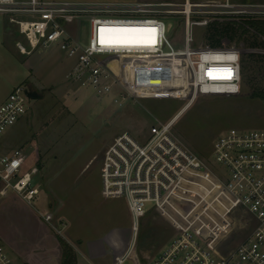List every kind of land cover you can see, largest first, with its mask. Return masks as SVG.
I'll return each instance as SVG.
<instances>
[{
  "label": "built area",
  "instance_id": "obj_1",
  "mask_svg": "<svg viewBox=\"0 0 264 264\" xmlns=\"http://www.w3.org/2000/svg\"><path fill=\"white\" fill-rule=\"evenodd\" d=\"M0 14L9 15V21L17 26L23 39L17 42V48L22 54L57 47L72 64L67 73L71 84L93 88L98 98L122 85L128 93L127 98L121 92L126 104L135 97L120 78L125 68L116 70L110 63L113 57L185 60L192 76L193 98L200 92H239V63L230 58L229 50L196 51L191 20L196 16L207 25L208 20L220 18L264 19V4L232 0H186L182 5L0 0ZM163 14L185 17L183 48L170 41V27ZM79 21L89 27L87 43L71 33V27ZM102 26L155 27L157 42L153 46H101L98 29ZM221 69H231L232 78L213 79L208 75L213 70V76L221 77ZM27 90L15 88L0 106V146L5 132L28 112ZM175 120L152 125L145 141L129 132L117 135L104 152L101 194L106 199L126 200L132 218V245L115 264H124L143 219L150 213L166 220L177 235L148 264H264V129L232 128L219 135L212 153L222 166L219 168L180 140L173 131ZM25 163L22 149L0 155L1 197L15 193L28 204L38 198L40 188L34 177L39 169L23 173ZM148 203L154 208L147 209ZM44 219L50 222L52 215L46 214ZM0 264H17L2 241Z\"/></svg>",
  "mask_w": 264,
  "mask_h": 264
},
{
  "label": "rangeland",
  "instance_id": "obj_2",
  "mask_svg": "<svg viewBox=\"0 0 264 264\" xmlns=\"http://www.w3.org/2000/svg\"><path fill=\"white\" fill-rule=\"evenodd\" d=\"M45 1L148 2L171 5H182L186 2ZM211 1L225 0H190L192 3ZM232 1L264 4V0ZM163 17L167 27H170V41L178 48H183L186 36L185 17L180 14H163ZM9 19V15L0 14V106L19 86L39 92L43 88L46 89L43 98L28 100L26 115L10 127L1 139L0 155L13 149H22L26 154L23 173L35 167L39 169L36 186H39L40 194L31 204L24 202L15 193L0 196V241L17 264H60L61 240L73 247L78 262L83 260L80 264L87 261L89 264H97L98 261H101V264H114L116 256H123L127 246L132 245V226H125V221L131 217L126 200H105L98 192L104 152L117 135L129 132L139 141H145L152 125L169 122L190 101V96H186L189 95L186 91L190 89L189 78L182 74L176 75L174 81L171 74L157 76V82L152 78L149 85L145 86L148 87V95L145 97L136 94L135 98L126 104L121 92L127 98L128 93L126 89H122V85L115 86L109 95L98 98L93 88L73 85L66 79L71 62L57 47H42L30 55L22 54L17 48V42L23 39L17 31V26ZM191 21L194 49L207 53L208 48L204 42L206 22L196 16L192 17ZM71 33L75 38L80 36L84 43L88 42L89 27L85 21H79L72 26ZM257 39L259 43H264V37ZM229 51L230 58L237 61L241 67L242 83L239 92H200L179 114L173 126L174 133L182 142L219 168L222 166L216 163L212 155L214 142L219 135L232 128L264 129V100L252 97L253 90H264V58L258 56L259 61H247L246 67L247 58H244L243 63L245 54L264 55V45L262 48L251 49L246 40L237 39L230 44ZM210 58L213 59V56ZM132 60L127 63L126 59L113 57L110 58V63L116 70L118 67L125 68L120 75L124 80L123 77H127L126 68L129 66L132 70L136 62L135 59ZM140 81L141 78L134 75L132 84L127 83L126 79L124 83L133 90L134 85ZM176 91H181L183 96ZM1 187L0 182V189ZM63 195L68 198L66 200L70 207L78 205L82 209L83 213L79 216H82L83 221L77 224L80 229L85 230L89 239H92L94 234V231H91L94 220L100 224L96 230H101V233L113 227H125L119 232V238L112 237L111 242L103 239V251L97 260L89 253L92 249L85 246L86 240L80 245V242L70 237L65 230L62 231L64 220L60 210L64 204ZM153 208V203L147 204V209ZM46 214L52 215L50 222L44 219ZM176 235L166 220L155 213L148 214L141 223L136 244L131 248L124 264H148L152 256L162 250ZM95 247L93 245V250L99 248L97 245ZM83 257L84 259H80Z\"/></svg>",
  "mask_w": 264,
  "mask_h": 264
},
{
  "label": "crops",
  "instance_id": "obj_3",
  "mask_svg": "<svg viewBox=\"0 0 264 264\" xmlns=\"http://www.w3.org/2000/svg\"><path fill=\"white\" fill-rule=\"evenodd\" d=\"M132 59H135V61H136L135 64L133 65V69L131 70L129 68V66H128V68H126L127 77L126 78L123 77V78H124V80L126 79V82L129 83V84L130 83L132 84L134 75H135V77L137 76V77L141 78V81L134 85V89L133 90L130 89L126 85L128 90L132 92L134 97L136 96V94H138V96H145V97L148 95V93H147L148 87H145V86L149 85V81H151L150 79H152V78H153V81L157 82L156 81V77L157 76H161L163 74H171L173 76V81H174L175 77H177L178 75L182 74V75H186L189 78V81H190V89L186 90V91L189 92V95H186V96H190L189 97L190 101L187 103V105H185V107H183L181 110H179V112L175 116H173V118H177L179 116V114L184 109H186V107L189 106L190 103L194 100V98L192 96V83H191V81H192L191 77L192 76H191L190 69L188 68V64H187V62L185 60H183L181 58H179V59H163V60H160V59H156L155 57L145 56V57H137V58L126 59L128 61L127 63H129L130 61H133ZM71 65L72 64L70 63V68H71ZM66 79H67V74H66ZM43 89H46V88H43ZM176 92L179 95H181V97L183 96L181 91L180 92L176 91ZM23 152H24V150H23ZM25 156H26V154H25ZM101 170H102V167H101ZM38 173L34 177L35 178V183H38ZM98 189H99L98 192H100L99 194L102 196V194H101V190H102L101 171H100V175H99V188ZM100 195H98V196L101 197ZM62 198L64 200L63 201L64 202L63 207L60 210L61 218L64 220L63 221L62 231L65 230V232L70 237H72L76 241H79L80 245H83L85 243L84 241L86 240L87 244L85 246H87L88 249H90V250L92 249L91 252L89 251V253L92 255V257L94 259L97 260L98 256L103 251V244H102L103 239H105V240L107 239V241L111 242L112 237L119 238V234H120L119 232H121L122 229H124L125 227L124 228H121L119 226L118 227H113L112 229L111 228L108 229L107 232L103 231L101 233V230H96V228L98 226H100V224L94 220L93 224H91V226L93 228V229H91V231L93 230L94 234L92 235V239H89L88 237H86L85 230L80 229V226L78 225V224H81L82 221H83L82 220V216L81 217L79 216L81 213H83L82 209L78 205L70 207L69 206L70 203H68L67 200H66V199H68V198H66V195H63ZM104 199L105 200H110V199H106V198H104ZM127 207H128V205H127ZM128 212H129V209H128ZM129 215H130V212H129ZM131 219L132 218L130 217L127 221H125V226H127V225L128 226L129 225L132 226ZM104 221L105 220L103 219L102 223H104ZM77 222H79V223L77 224ZM102 230H104V228H102ZM131 237H132V233H131ZM89 240H91V241L89 242ZM99 242H101V243H99ZM130 242H131V238H130ZM69 243H71V242L69 241ZM93 245H94V247H95V245H97L99 248L96 249V250H93V248H92ZM129 248H130V244L127 246V248L124 251V253L122 252L123 253L122 255H124L128 251ZM117 257H120V256H116V258ZM80 259H84V257L80 258ZM80 261H83V260H80ZM80 261L78 262V258H77V264H80ZM115 261H116V259H115ZM84 263L85 264L86 263L89 264L88 261L84 262ZM97 264H101V261H98Z\"/></svg>",
  "mask_w": 264,
  "mask_h": 264
},
{
  "label": "trees",
  "instance_id": "obj_4",
  "mask_svg": "<svg viewBox=\"0 0 264 264\" xmlns=\"http://www.w3.org/2000/svg\"><path fill=\"white\" fill-rule=\"evenodd\" d=\"M211 20L206 26L204 37L205 46L213 51H226L230 49V44L237 39H244L249 43L251 49L262 48L264 43L258 42V37H264V21L260 19H225L220 18ZM251 38L253 39L251 41ZM258 56L264 58L260 54H245L243 57L247 61H257ZM259 61V60H258ZM242 63V64H243ZM261 68V67H260ZM244 76V74H243ZM246 77V75H245ZM252 97L264 100V90H253ZM148 216V215H147ZM146 216V217H147ZM145 217V218H146ZM62 254L60 264H77V254L64 240H61Z\"/></svg>",
  "mask_w": 264,
  "mask_h": 264
},
{
  "label": "snow or ice",
  "instance_id": "obj_5",
  "mask_svg": "<svg viewBox=\"0 0 264 264\" xmlns=\"http://www.w3.org/2000/svg\"><path fill=\"white\" fill-rule=\"evenodd\" d=\"M98 42L101 46L127 47V46H153L157 42V29L141 27H100L98 29ZM223 76H213V70L208 75L213 79H231V69L219 70Z\"/></svg>",
  "mask_w": 264,
  "mask_h": 264
},
{
  "label": "water",
  "instance_id": "obj_6",
  "mask_svg": "<svg viewBox=\"0 0 264 264\" xmlns=\"http://www.w3.org/2000/svg\"><path fill=\"white\" fill-rule=\"evenodd\" d=\"M44 92H45V89H42L40 92L37 91V90H34L32 88H29L27 90V95L29 97V99H32V100H37V99H41L44 97Z\"/></svg>",
  "mask_w": 264,
  "mask_h": 264
},
{
  "label": "bare ground",
  "instance_id": "obj_7",
  "mask_svg": "<svg viewBox=\"0 0 264 264\" xmlns=\"http://www.w3.org/2000/svg\"><path fill=\"white\" fill-rule=\"evenodd\" d=\"M127 260V259H126Z\"/></svg>",
  "mask_w": 264,
  "mask_h": 264
}]
</instances>
